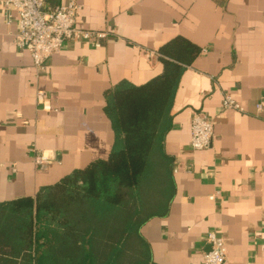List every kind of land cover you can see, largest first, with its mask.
Here are the masks:
<instances>
[{
    "label": "crops",
    "instance_id": "crops-1",
    "mask_svg": "<svg viewBox=\"0 0 264 264\" xmlns=\"http://www.w3.org/2000/svg\"><path fill=\"white\" fill-rule=\"evenodd\" d=\"M77 1V26L108 31L107 40L100 47L67 40L40 70L17 47V20L6 23L0 0V203L35 198L107 158L116 134L106 92L163 73L168 63L156 52L182 37L200 51L184 66L165 137L172 200L141 234L157 264H205L210 231L224 238L226 264H264V0ZM39 92L53 109L38 105ZM225 95L243 110L224 109ZM197 113L213 119L214 136L209 148L193 151Z\"/></svg>",
    "mask_w": 264,
    "mask_h": 264
},
{
    "label": "trees",
    "instance_id": "trees-1",
    "mask_svg": "<svg viewBox=\"0 0 264 264\" xmlns=\"http://www.w3.org/2000/svg\"><path fill=\"white\" fill-rule=\"evenodd\" d=\"M200 48L182 37L157 56L163 73L106 92L116 134L107 158L91 161L36 197L0 203V264H157L141 234L172 200L173 160L165 151L181 74Z\"/></svg>",
    "mask_w": 264,
    "mask_h": 264
},
{
    "label": "built area",
    "instance_id": "built-area-1",
    "mask_svg": "<svg viewBox=\"0 0 264 264\" xmlns=\"http://www.w3.org/2000/svg\"><path fill=\"white\" fill-rule=\"evenodd\" d=\"M2 8L8 25L17 20V29L13 32L17 47L31 53L35 66L40 70L44 69L46 61L52 55L63 49L67 40L87 41L94 47H100L109 36L108 31L77 26L78 13L82 9L77 0L59 5H52L47 0H3ZM38 105L45 110L53 109L43 92L38 93ZM223 108L243 110L240 103L230 95H225ZM213 136V119L197 113L191 122V149L199 151L209 148ZM44 162V156L37 157L38 164ZM215 197V194L210 196L211 199ZM207 242L210 248L203 253L204 263L226 264L228 251L224 238L216 231H210Z\"/></svg>",
    "mask_w": 264,
    "mask_h": 264
}]
</instances>
